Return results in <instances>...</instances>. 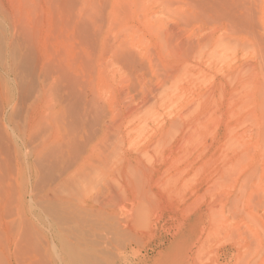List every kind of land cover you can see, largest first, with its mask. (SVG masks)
I'll return each instance as SVG.
<instances>
[{"label":"rangeland","instance_id":"obj_1","mask_svg":"<svg viewBox=\"0 0 264 264\" xmlns=\"http://www.w3.org/2000/svg\"><path fill=\"white\" fill-rule=\"evenodd\" d=\"M47 16L18 58L33 86L17 101L26 109L44 82L34 121L44 137L51 126L75 134V150L17 201L26 174L0 98V189L12 184L0 223L13 224L7 235L0 225V243L30 239L60 261L82 239L90 264L116 246L156 264H264V0H96L81 17ZM77 176L93 212L72 220L52 194Z\"/></svg>","mask_w":264,"mask_h":264},{"label":"bare ground","instance_id":"obj_2","mask_svg":"<svg viewBox=\"0 0 264 264\" xmlns=\"http://www.w3.org/2000/svg\"><path fill=\"white\" fill-rule=\"evenodd\" d=\"M95 6L96 0H0V68L6 76L5 83L0 85L2 122L7 133L13 137V139L11 138L12 154L16 170L23 175L26 174L17 183V201L25 202L27 196L33 197L31 194L34 191L33 177L42 168L61 166L67 155L74 152L76 139V135L68 133L65 128L61 131L59 127L55 128L54 126H51L53 131L48 137L43 136L42 124L34 121L37 117L44 118L42 112L39 111V106L45 87L44 82L39 78H37L38 95L42 93V96H36L26 109L22 107L24 101L21 100L23 99L17 101L19 92H32L33 86V84L29 86L25 84V78L17 64L20 60L18 58L28 44L35 43L41 37L40 30L47 24L46 14L49 17V14L55 15L62 11H69L77 12L81 17L85 13L91 12ZM50 22L52 21L49 20L48 23L50 24ZM10 76L13 78L11 79ZM18 108L25 109L24 120L21 124H16L13 120V113ZM54 119L56 120V117ZM86 165L85 160L78 163L76 172L83 171ZM64 180L61 179L58 185L66 187L72 182L76 188L65 190L61 194L54 192L52 195L60 202L61 208H69L66 217L79 220L90 216L93 212L90 207L92 205L87 202V195L80 192L78 188V185H86V180L80 176L69 182H64ZM6 184L5 190L3 186L0 189L1 202L4 200V203L8 198V193L12 190V184L10 182ZM135 217L139 223L144 222L142 220L144 211L141 207L136 210ZM10 224L12 223H0L6 228V235L10 232ZM16 227L18 231H24L22 222ZM67 227L64 220L59 225L52 224L53 232L51 234L54 242L61 241V238L65 237L63 230ZM27 230L30 231V229ZM40 232L45 237V233ZM33 243L34 241L30 239L22 240L21 238L19 240L16 237L11 239L6 236L4 243H0L2 264H90L89 259L94 252L90 249L89 244L81 239L75 244L76 251L69 257H63L58 261L50 257L48 250H43ZM130 250L128 252L126 248L113 247L110 254L97 257L95 262H99V264H156V261L151 262L147 257L142 259L135 257L136 254L131 247Z\"/></svg>","mask_w":264,"mask_h":264}]
</instances>
